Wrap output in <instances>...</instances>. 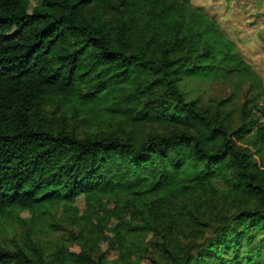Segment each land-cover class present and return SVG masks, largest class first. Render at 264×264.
I'll use <instances>...</instances> for the list:
<instances>
[{"label":"trees","instance_id":"16d2710c","mask_svg":"<svg viewBox=\"0 0 264 264\" xmlns=\"http://www.w3.org/2000/svg\"><path fill=\"white\" fill-rule=\"evenodd\" d=\"M263 101L191 0H0V264H264Z\"/></svg>","mask_w":264,"mask_h":264},{"label":"rangeland","instance_id":"374dc122","mask_svg":"<svg viewBox=\"0 0 264 264\" xmlns=\"http://www.w3.org/2000/svg\"><path fill=\"white\" fill-rule=\"evenodd\" d=\"M34 4L35 0H30ZM196 7L212 15L221 29L232 40L245 62L256 72L264 84V0H191ZM246 84L242 89L246 88ZM187 97L202 104H214L228 98L233 92L231 81L187 80ZM264 107V101H263ZM25 213L1 221L0 242L18 239L26 225ZM10 242V241H9Z\"/></svg>","mask_w":264,"mask_h":264}]
</instances>
